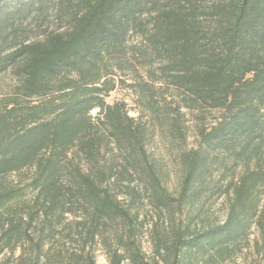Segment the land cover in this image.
<instances>
[{
    "label": "trees",
    "instance_id": "1",
    "mask_svg": "<svg viewBox=\"0 0 264 264\" xmlns=\"http://www.w3.org/2000/svg\"><path fill=\"white\" fill-rule=\"evenodd\" d=\"M99 254L264 264V0H0V264Z\"/></svg>",
    "mask_w": 264,
    "mask_h": 264
},
{
    "label": "rangeland",
    "instance_id": "2",
    "mask_svg": "<svg viewBox=\"0 0 264 264\" xmlns=\"http://www.w3.org/2000/svg\"><path fill=\"white\" fill-rule=\"evenodd\" d=\"M123 80H126L127 83L124 84H120L117 88L116 91L112 92L107 98H106V102L109 104L114 103L115 101H123L127 104V108L129 110V114L132 117H138L139 116V112H138V107L136 104V96L134 95V93L129 90L126 87V84H130V80L127 79V77H122ZM192 129L190 131V137L188 139V144L189 146H193L195 141H194V137L192 134ZM155 145H159L158 139L155 140ZM26 175L23 174L22 177H24ZM15 178V177H14ZM1 260V258H0ZM98 264H105V258L99 254L98 255Z\"/></svg>",
    "mask_w": 264,
    "mask_h": 264
},
{
    "label": "built area",
    "instance_id": "3",
    "mask_svg": "<svg viewBox=\"0 0 264 264\" xmlns=\"http://www.w3.org/2000/svg\"><path fill=\"white\" fill-rule=\"evenodd\" d=\"M97 111H98V110H94V111H93V114L95 115V114L97 113Z\"/></svg>",
    "mask_w": 264,
    "mask_h": 264
}]
</instances>
